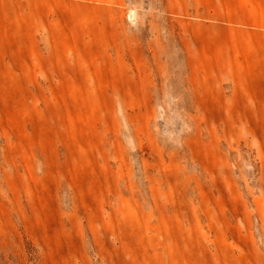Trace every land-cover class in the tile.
I'll list each match as a JSON object with an SVG mask.
<instances>
[{
	"label": "rangeland",
	"instance_id": "obj_1",
	"mask_svg": "<svg viewBox=\"0 0 264 264\" xmlns=\"http://www.w3.org/2000/svg\"><path fill=\"white\" fill-rule=\"evenodd\" d=\"M0 264H264V0H0Z\"/></svg>",
	"mask_w": 264,
	"mask_h": 264
}]
</instances>
